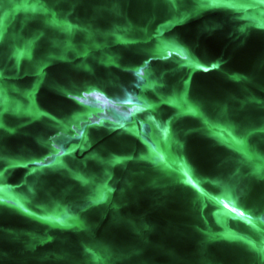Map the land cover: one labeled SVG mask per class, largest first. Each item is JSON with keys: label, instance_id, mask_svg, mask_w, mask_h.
<instances>
[{"label": "water", "instance_id": "1", "mask_svg": "<svg viewBox=\"0 0 264 264\" xmlns=\"http://www.w3.org/2000/svg\"><path fill=\"white\" fill-rule=\"evenodd\" d=\"M0 264H264V0H0Z\"/></svg>", "mask_w": 264, "mask_h": 264}, {"label": "snow or ice", "instance_id": "2", "mask_svg": "<svg viewBox=\"0 0 264 264\" xmlns=\"http://www.w3.org/2000/svg\"><path fill=\"white\" fill-rule=\"evenodd\" d=\"M205 70H208V69H205Z\"/></svg>", "mask_w": 264, "mask_h": 264}]
</instances>
